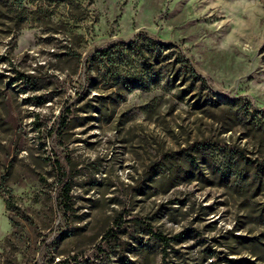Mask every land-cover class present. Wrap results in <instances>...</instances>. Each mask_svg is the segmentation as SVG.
<instances>
[{
  "label": "rangeland",
  "instance_id": "1",
  "mask_svg": "<svg viewBox=\"0 0 264 264\" xmlns=\"http://www.w3.org/2000/svg\"><path fill=\"white\" fill-rule=\"evenodd\" d=\"M70 1L0 0V264H264V0Z\"/></svg>",
  "mask_w": 264,
  "mask_h": 264
},
{
  "label": "trees",
  "instance_id": "2",
  "mask_svg": "<svg viewBox=\"0 0 264 264\" xmlns=\"http://www.w3.org/2000/svg\"><path fill=\"white\" fill-rule=\"evenodd\" d=\"M24 1L25 0H8V7L10 8V7H15L17 10H18V8L19 9H25V7H24ZM48 1V3H50V2H54L55 3V6L56 7H59V5L60 4H63L64 6L66 5H68V6H70L71 7V5L72 6H74V4L70 1L69 3H66L65 2V0L62 2V0H47ZM50 5H52L51 3H50ZM16 9H14V8H11L10 10H12L13 12H14V10H16ZM16 10V11H17ZM25 10H27V9H25ZM42 9H39L38 7H36V9L33 11L34 12V14H36V13H39L38 11H41ZM19 15H21V13H19ZM39 17H37V19H38ZM73 18V17H72ZM74 20H79V19H74ZM147 41H148V43H147V46H146V48L148 49V52L150 53V56L149 57H147V59H146V63L147 64H149V70L150 71H152V70H155V65H153V63L154 62H152V59H151V57L153 56V54H154V51H153V49L151 48V46H152V41H151V39L150 38H148L147 39ZM142 52H143V54H144V50L142 49ZM113 53V47L111 48H109L108 50H106L104 53H101L102 54V56H104V57H102V59L104 60L105 58H106V60H107V62H111V60H113V58H114V54H112ZM118 54V53H117ZM168 66H170V65H168ZM167 66V67H168ZM167 67L165 68L166 69V71L167 70H169V69H167ZM151 73V72H150ZM153 73V72H152ZM256 175L261 179L262 178V173L260 172V173H256ZM157 236V238L160 240V241H162V242H164V243H166L167 245L169 244V241L171 240V239H168V237H166L165 235H163V234H161V233H159V234H157L156 235Z\"/></svg>",
  "mask_w": 264,
  "mask_h": 264
}]
</instances>
